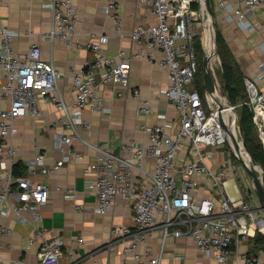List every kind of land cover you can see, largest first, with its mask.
<instances>
[{"label":"built area","instance_id":"built-area-1","mask_svg":"<svg viewBox=\"0 0 264 264\" xmlns=\"http://www.w3.org/2000/svg\"><path fill=\"white\" fill-rule=\"evenodd\" d=\"M41 1L51 9L53 16L46 36L52 41L72 42L79 22L72 1ZM140 2L156 15L154 23L138 24L131 34L132 39L146 49L131 56L120 51L119 57H111L104 51L110 37L92 33L89 47L95 53V59L84 71L74 75V101H69L62 93V73L52 62L42 59L38 44H32L27 53L16 54L13 37L18 31L3 24L0 17V70L5 71L6 78L0 83V89L2 98L9 100V106L0 109V221L9 210H14L22 220H25L20 214L22 210H30L39 218V209L49 201L51 192L38 175L57 173L63 164L83 158L80 151L70 148L74 140H82L97 152L92 165L85 167V173L96 171L95 179L87 183V188L96 196L94 212L108 213L117 198H121L126 201L133 220V225L112 229V242L125 243L123 258L113 264H162L168 238L184 236L193 238L202 253L219 263L233 260L234 264H264L260 255L233 250L242 238L255 237L264 231V210L260 203L258 206L252 204L255 195L250 189L253 185L244 186L238 180L239 163L234 162L226 144H230L237 157L235 150L231 141L226 140V130L221 127L207 93L203 96L193 86L200 66L196 46L199 20L203 21L202 32H207L203 2ZM194 4H198L199 9ZM117 5L118 0H106L104 10L110 13ZM219 5L229 12L231 21L253 30L255 26L248 20L249 13L264 8V0H243L241 6L221 1ZM111 17L117 21V28L122 29V18L118 14ZM158 50L165 53L160 64L168 67L170 75L164 93L175 105L178 118L158 113L163 122L148 127L149 142L146 145L133 139L123 141L122 151L131 153L132 159L109 147L92 144L82 133L91 128L83 113L85 108L94 112L107 110L100 95L101 85L113 83L132 89L141 102L139 112L143 115L153 113L151 101L143 99L140 90L132 86L131 68L134 58L146 55L152 61ZM246 87L249 94L246 104L252 111L264 150V61L259 63L258 72L246 79ZM40 99L54 103L63 112L61 122L65 132L58 135L56 142L62 157L48 165L46 152L40 151L29 161L27 173L19 174L15 169L16 119L40 115ZM169 127L174 129L172 134L168 132ZM221 151H225V161L221 159ZM147 157L155 158L152 172L144 167ZM76 208L87 216L83 204ZM158 230L161 232V252L155 255L142 253L140 247L146 245ZM11 232L0 222V261L3 260L2 238ZM29 240L32 244L39 240L36 264H65L62 258L66 245L60 236L52 234L46 227H39ZM68 251L73 258L69 264H79L85 259L73 249ZM11 264L32 263L17 258L12 259ZM95 264L100 263L95 261Z\"/></svg>","mask_w":264,"mask_h":264},{"label":"crops","instance_id":"crops-1","mask_svg":"<svg viewBox=\"0 0 264 264\" xmlns=\"http://www.w3.org/2000/svg\"><path fill=\"white\" fill-rule=\"evenodd\" d=\"M49 2L51 0H44ZM79 16L77 32L72 42L52 41L49 33L53 16L49 7L41 0H0V17L3 24L18 31L13 37L16 54L27 53L32 44L41 48L42 59L52 62L61 71L60 88L69 101L76 99L73 77L84 71L95 59L90 49L92 33L106 34L110 37L104 46L108 56L119 57L120 51L131 56L141 49H146L132 39V32L138 24H152L156 15L140 0H118L112 12L104 10L106 0H71ZM224 1L236 6L243 5V0H211L217 30L222 34L233 60L236 74L246 79L258 72V66L264 61V8L249 13L248 20L255 28H243L229 19L230 14L219 3ZM118 14L123 20L122 29L117 28V21L111 17ZM205 17V16H204ZM206 20V18H205ZM173 22V19H170ZM203 21L199 20L196 28L202 33ZM207 24V23H206ZM31 30V33L29 31ZM198 34V39H199ZM165 57L162 50L155 51L151 61L148 56L136 57L132 61L131 82L140 90L141 97L151 101L153 113L143 115L139 112L140 99L135 97L132 89L119 84L101 85L100 95L104 98L105 112L91 111L85 108L83 117L91 123V128L82 133L92 144L109 147L116 153L132 159V154L122 151V143L133 139L139 144L149 142L148 127L162 123L158 113H166L172 119L178 118V111L164 91L170 83L168 67L160 64ZM6 81L5 71L0 70V83ZM241 96L238 97V101ZM41 114L27 115L16 119L18 133L14 142L17 147L15 169L21 174L28 171L29 161L40 151L46 152V163L52 165L62 157L57 148L58 135L65 132L61 122L63 112L52 103L39 100ZM9 106V100L3 99L0 89V109ZM173 128L168 132L172 134ZM256 131V130H255ZM80 151L84 157L72 159L63 164L57 172L49 175H38V179L48 185L51 196L48 202L41 205L39 218L30 210H22V220L14 210H9L2 218L1 224L12 230L2 238L3 260L0 264H11L12 259H23L32 264L39 261V240L32 244L29 238L39 227H46L52 234L60 236L65 242L63 263L69 264L73 258L68 249L85 259L79 264H113L124 256L122 241L112 242V229L121 225H133L130 209L126 201L117 198L115 206L106 214L94 212L95 193L87 188V183L95 179L96 171L85 173V167L92 165L97 152L82 140H74L70 146ZM156 161L147 157L144 167L152 172ZM72 190V193L69 192ZM255 195V192H253ZM260 201L258 200V204ZM84 205L85 217L77 210V205ZM261 204V203H260ZM258 234V233H257ZM257 236V235H256ZM255 236V237H256ZM80 239H82L80 241ZM161 232L158 230L146 245L140 247L142 253L155 255L161 252ZM242 253L257 254L264 262V247L257 244L254 237L242 238L238 246ZM162 264H222L202 253L191 237H169L162 253ZM226 264H234L231 260Z\"/></svg>","mask_w":264,"mask_h":264},{"label":"trees","instance_id":"trees-1","mask_svg":"<svg viewBox=\"0 0 264 264\" xmlns=\"http://www.w3.org/2000/svg\"><path fill=\"white\" fill-rule=\"evenodd\" d=\"M195 8L199 9L198 4H194ZM197 51L200 52L201 43H199V39L197 40ZM218 53L222 60L223 65V77L224 82L226 84L227 92H229L230 101L232 104L238 102V97H242V83H243V75L241 73L236 74L234 72V68L232 65L233 60H231L232 55L227 48L225 40L218 30ZM199 57V71L196 75L194 81V87L200 91V93L204 96L205 95V81H203L204 77V70H203V58L201 54L198 55ZM240 125L243 131L244 139L247 143L248 151L255 159L257 163L263 166L264 168V150L262 144L258 138L257 132L255 131V125L253 122V114L250 107L244 103L241 108V115H240ZM19 173L20 172H17ZM254 240L257 244L264 247V231L258 232L257 236L254 237Z\"/></svg>","mask_w":264,"mask_h":264},{"label":"water","instance_id":"water-1","mask_svg":"<svg viewBox=\"0 0 264 264\" xmlns=\"http://www.w3.org/2000/svg\"><path fill=\"white\" fill-rule=\"evenodd\" d=\"M205 7L207 9L208 16L207 18L209 19L208 24L211 27L212 31V37H213V49H212V54L208 51L207 45L205 42V38L203 39V47H204V57H203V70H204V81H205V90L207 94H210L212 96H216L218 93V82L216 79V73H215V68L214 64L217 59H219V53H218V30H217V25L215 22V14H214V9L211 0H205ZM207 23V21H206ZM228 107H234V105L229 102ZM223 109L224 105H219L218 108V113H219V118H220V123L223 125L224 129L227 131V125L224 121L223 118ZM242 130V128H241ZM245 147H247L246 141H244ZM236 150L239 151L240 148L237 143H235ZM248 149V148H247ZM236 153V151H235ZM236 156L239 158V161L241 162L242 166L245 168L247 173L250 175L253 183V188L250 189V191H254L255 194L258 197V200L261 203V209L264 210V177L260 178L259 174L256 172L254 169L253 165L257 164L255 159L251 157V163L252 166L247 164L246 161L241 158L237 153Z\"/></svg>","mask_w":264,"mask_h":264},{"label":"rangeland","instance_id":"rangeland-1","mask_svg":"<svg viewBox=\"0 0 264 264\" xmlns=\"http://www.w3.org/2000/svg\"><path fill=\"white\" fill-rule=\"evenodd\" d=\"M208 16V13H207V9L205 8V18H206V21L208 22L209 19L207 18ZM209 29V28H208ZM207 33V32H206ZM205 33L202 32L201 34H199V43H201V49H200V52H198V55L201 54V57L203 58L204 57V47H203V39L205 37ZM209 41H210V47H211V52H212V49H213V37L212 35L209 36ZM220 57V55H219ZM214 68H215V73H216V77H217V80H218V83L219 85L222 87V90H223V93H224V96L227 100V102H231L230 101V97H229V92H227V89L225 88L226 87V84L224 82V77H223V65H222V60H221V57L219 59H217L215 61V64H214ZM203 81H204V77H203ZM241 89H242V97L243 99H239L240 101H238L237 103H234V107L230 108L228 107L230 110H231V114H232V118L234 120V123H235V126L236 128L238 129V132H239V137H240V140L242 142V144H244V135H243V131L241 130V125H240V115H241V108H242V105L244 103H246L248 100H249V94H248V91H247V87L245 86V83L243 81L242 83V86H241ZM219 101H221L220 99H223V97L221 96V93L220 91H218L217 95L215 96ZM211 104L215 107L218 106V103L216 101H214L212 98H211ZM245 150L249 153L247 147H245V144L243 145ZM226 150L228 152H230L233 160H235L234 162H238L239 163V172L237 173L238 175V180L244 185V186H252V179L250 177V175L247 173V171L245 170V168L242 166L241 162L239 161V158L238 157H235L233 152H232V148L230 146L229 143L226 144ZM220 156H221V159L223 161L226 160V155H225V151H221L220 152ZM251 157V155H250ZM252 161V160H251ZM250 165L252 166V163L250 162ZM262 166V165H261ZM254 169L256 170V172L259 174L261 180L262 178L264 177V168L262 171H258L257 169V165L254 164L253 165ZM263 181V180H262ZM252 204L254 206H258V197L257 195L255 194V196L252 198Z\"/></svg>","mask_w":264,"mask_h":264},{"label":"bare ground","instance_id":"bare-ground-1","mask_svg":"<svg viewBox=\"0 0 264 264\" xmlns=\"http://www.w3.org/2000/svg\"><path fill=\"white\" fill-rule=\"evenodd\" d=\"M202 2H203V15L205 16V8H206L205 5H204L205 0H202ZM207 24H208V22H207ZM211 35H212L211 27H210V25L209 26L207 25V33H206L204 38H205V42H206V45H207V49L212 54L211 47H210V41H209V36H211ZM216 79H217V77H216ZM217 82H218V80H217ZM218 91H220L221 96L223 97V99H220L221 101H219L215 96L207 94L208 95V101H209L211 107L214 109V111L216 113V116H217V118L219 120H220V118H219L220 115L218 113V108H219V105H224V109H223V114L222 115H223L224 121H225V123L227 125V129H228L226 131V135H225L226 140L229 139L231 141V144H232L234 150L236 151V153L241 158H243L246 161L247 164L250 165V162H251L250 154H248V152L245 150V148L243 146L244 144H242V142L240 140V137H239L240 134L238 132V129L235 126L234 120L232 118L231 110L228 108V105H227L228 102H227V100H226V98L224 96L222 87L219 85V83H218ZM211 98L218 103L217 107H215V106H213L211 104ZM221 127H223V125H221ZM223 130L225 131L224 127H223ZM222 135H223V132H222ZM235 143L238 144V146L240 148L239 151L236 150ZM256 165H257L258 171H262L263 170L262 166L259 163H257Z\"/></svg>","mask_w":264,"mask_h":264}]
</instances>
